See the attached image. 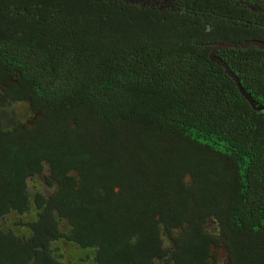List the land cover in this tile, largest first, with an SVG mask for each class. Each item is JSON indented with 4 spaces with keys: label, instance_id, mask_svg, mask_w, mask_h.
I'll return each mask as SVG.
<instances>
[{
    "label": "trees",
    "instance_id": "16d2710c",
    "mask_svg": "<svg viewBox=\"0 0 264 264\" xmlns=\"http://www.w3.org/2000/svg\"><path fill=\"white\" fill-rule=\"evenodd\" d=\"M226 70L264 106V0H0V264H264Z\"/></svg>",
    "mask_w": 264,
    "mask_h": 264
},
{
    "label": "water",
    "instance_id": "95a60500",
    "mask_svg": "<svg viewBox=\"0 0 264 264\" xmlns=\"http://www.w3.org/2000/svg\"><path fill=\"white\" fill-rule=\"evenodd\" d=\"M218 63H221L220 60H217ZM224 67H225V64L224 63H221ZM226 74L234 81L236 87L238 88V91L240 92V94L246 99V101L250 104V106L256 110V111H264V106H255L253 101H252V98L250 97L249 94H247L246 92H244L240 85H239V82H238V79L236 78V76L231 73L229 70H226Z\"/></svg>",
    "mask_w": 264,
    "mask_h": 264
}]
</instances>
